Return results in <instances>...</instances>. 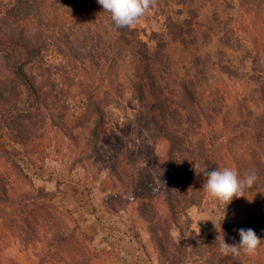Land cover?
Instances as JSON below:
<instances>
[{
	"label": "trees",
	"instance_id": "1",
	"mask_svg": "<svg viewBox=\"0 0 264 264\" xmlns=\"http://www.w3.org/2000/svg\"><path fill=\"white\" fill-rule=\"evenodd\" d=\"M242 3L256 19H264V0ZM236 5L232 3L235 11ZM13 8L8 9L11 12ZM109 20L115 45H129L133 29L117 28L111 15ZM236 22L232 15L227 24L231 35L225 47L240 56L244 51L241 59L248 62L249 68L243 74L228 65H223L222 70L231 78L254 84L264 102V36L254 48L244 46L235 31ZM251 24L255 27L254 19ZM172 26L184 42L183 28L176 23ZM16 27L20 32L10 26L0 30V264H13L5 254L10 248L17 252L35 251L38 258L35 264H91L93 257L85 246L92 241L90 236L80 231L76 222H67L60 216L55 205L57 193L36 188L33 183L43 175L42 169L35 165V142L38 133L44 132L46 120H55L52 113L55 100L50 101L52 92L28 71L37 47L24 30ZM134 54L146 79L132 82L131 97L146 109L142 117L153 123L155 131L167 143L166 150L162 156L155 154L150 159V164L155 163L159 179L138 162V169H132L129 165L135 160L132 158L119 156L109 169L115 186L120 185L133 199L136 214L146 225L160 263L264 264V106L260 112L256 111L247 96L230 101L228 109L225 100L219 106L207 105L199 97L197 74L188 70L185 76L167 71L163 86H159L154 74L162 73L163 53H154L146 43H141ZM80 87L84 104L73 125L79 136L70 129L65 132L70 140H82L92 158L106 134L102 126L110 97L99 98L96 87L87 84ZM239 139L246 144L235 145ZM250 139L252 144L248 143ZM25 158L31 171L22 163ZM201 162L209 170L234 168L241 178L254 170L258 180L251 190H245L244 197L233 198L227 205L233 210L232 219L222 221L215 235H197L188 225L180 230L181 239L177 242L171 231L178 228V220L190 208L218 201L205 191L206 177L200 174V169L194 170L193 165ZM241 228L253 229L262 240L256 254L223 255L219 250L220 238L223 236L228 244L238 243Z\"/></svg>",
	"mask_w": 264,
	"mask_h": 264
},
{
	"label": "rangeland",
	"instance_id": "2",
	"mask_svg": "<svg viewBox=\"0 0 264 264\" xmlns=\"http://www.w3.org/2000/svg\"><path fill=\"white\" fill-rule=\"evenodd\" d=\"M73 1L0 0V30L10 26L19 31V26L31 37L38 49L27 69L52 92L50 101L59 102L57 110L54 101L55 120H46L44 132L38 133L35 142V165L43 175L35 178L34 186L57 193L55 205L60 216L76 222L80 231L90 236L92 241L85 246L93 257L91 264H161L133 199L120 185L115 186L109 169L119 156L132 158V169H138V162L159 179L150 159L166 150L167 143L153 123L142 117L146 109L131 97L132 82L146 79L135 50L146 43L152 52L163 53L162 73L154 74L159 86H163L167 71L185 76L188 70L197 74L199 97L205 104L219 106L225 100L228 109L230 101L247 96L260 112L264 102L256 86L229 77L222 66L242 74L249 68L241 59L244 51L240 56L225 47L231 35L227 28L231 16L237 21L234 28L240 40L250 48L263 40L264 19L252 16L243 0H155L131 27L130 44L117 46L110 27L111 14L97 0ZM232 3H237L236 11ZM10 7H14L11 12ZM172 23L183 28L184 42L174 33ZM83 84L96 87L99 98L110 97L102 126L106 134L92 158L82 140H70L65 132L70 129L79 136L73 125L82 113ZM252 142L250 139L248 143ZM234 144L246 143L239 139ZM26 159L22 163L29 171ZM232 211L218 201L190 208L178 220V228H172V237L176 240L175 231L188 225L197 235H215L222 221L232 219ZM5 254L13 264H35L38 259L35 251L25 249L17 252L10 248Z\"/></svg>",
	"mask_w": 264,
	"mask_h": 264
},
{
	"label": "clouds",
	"instance_id": "3",
	"mask_svg": "<svg viewBox=\"0 0 264 264\" xmlns=\"http://www.w3.org/2000/svg\"><path fill=\"white\" fill-rule=\"evenodd\" d=\"M97 3L104 11L111 14L115 26L121 28L132 27L138 23L140 18L155 4V0H97ZM193 167L194 170L199 168L200 174L206 177L205 191L210 197L220 201L226 207L233 198L244 197L245 190H251L258 180L254 170L245 173L241 178L234 168L209 170L203 162L195 164ZM195 227L198 229L197 223ZM238 235L239 242L233 244L225 243L222 236L219 244L220 252L225 256H239L241 253L255 255L262 241L255 231L251 228H241L238 230ZM175 237L177 242L181 239L179 230L175 231Z\"/></svg>",
	"mask_w": 264,
	"mask_h": 264
}]
</instances>
